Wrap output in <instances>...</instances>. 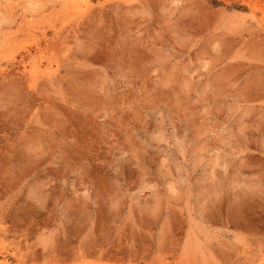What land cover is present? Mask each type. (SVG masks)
<instances>
[{
    "label": "rangeland",
    "instance_id": "374dc122",
    "mask_svg": "<svg viewBox=\"0 0 264 264\" xmlns=\"http://www.w3.org/2000/svg\"><path fill=\"white\" fill-rule=\"evenodd\" d=\"M0 264H264V0H0Z\"/></svg>",
    "mask_w": 264,
    "mask_h": 264
}]
</instances>
